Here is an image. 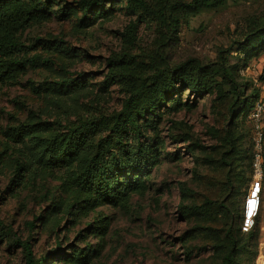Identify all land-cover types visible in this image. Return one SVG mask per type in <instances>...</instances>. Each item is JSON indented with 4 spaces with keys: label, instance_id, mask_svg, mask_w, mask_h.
<instances>
[{
    "label": "rangeland",
    "instance_id": "rangeland-1",
    "mask_svg": "<svg viewBox=\"0 0 264 264\" xmlns=\"http://www.w3.org/2000/svg\"><path fill=\"white\" fill-rule=\"evenodd\" d=\"M26 1L46 3L44 20L20 34L28 55L53 57L74 72L69 75L59 66L42 64L24 70L15 83L0 84V215L18 236L30 238L36 258L55 251L60 243L62 248L48 264H219L215 244L223 233L209 228L233 219L239 244L245 245L239 251L240 264H264V208L253 227L256 238L238 231L248 187L244 176L249 170L246 147L251 133L244 114L247 107L232 117V95L226 89L201 99L183 90L158 115L150 116L149 123L142 122L153 165L139 177L141 188L129 191L123 202L104 199L87 208L86 195L74 183L78 158H59L49 173L34 171L41 165L42 149L28 139L20 144L10 141L4 135L6 127L31 121L33 111L58 120L75 119L89 105L120 109L123 92L116 84H104L106 59L122 51L154 52L161 40L150 22L136 23L133 43L123 37L121 33L136 18L126 15L121 0L107 4L105 15L94 13L83 21L74 8L61 17L62 3ZM254 19L264 21V0L229 1L182 24L162 51L171 64H177L192 58L214 61L219 49L233 48L229 61L237 66L239 81L247 84L244 95L251 102L264 78V52H252L244 60L235 49ZM46 41L61 44L77 56L53 52L43 46ZM64 77L77 79L84 87L70 93L62 85ZM129 145L133 148L136 142L130 139ZM223 153L231 161L235 179L228 197L222 191L227 170ZM18 161L26 164L22 180L15 172ZM203 197L223 201L234 215L220 207L217 215L203 219L188 210L201 204ZM0 264H25L21 247L0 239Z\"/></svg>",
    "mask_w": 264,
    "mask_h": 264
},
{
    "label": "trees",
    "instance_id": "trees-1",
    "mask_svg": "<svg viewBox=\"0 0 264 264\" xmlns=\"http://www.w3.org/2000/svg\"><path fill=\"white\" fill-rule=\"evenodd\" d=\"M45 1L62 3L58 11L61 17L69 15L72 8L76 9L81 13L80 19L83 21L94 13L105 15L106 5L119 0ZM121 1L124 2L126 15L136 18V22H131L127 30L121 33L122 36L133 43L136 39V23L150 22L156 25L161 43L151 53L122 51L113 53L106 59L104 84H116L123 92L124 99L120 109L108 111L99 105H89L85 106V112L75 119L65 117L58 120H49L33 111L31 121L9 125L4 133L12 142L26 143L28 139L42 149L39 159L41 165L34 169L36 173L52 172V168L57 167L59 158H78L74 183L76 189L86 195L87 208L96 207L104 199L123 202L129 191L141 188L143 182L139 177L144 176L153 165L148 146L150 140L146 139V129L142 122L149 123L150 116L158 115L163 107L168 106L170 100H177L183 90H187L188 96L193 99H201L214 90L224 92L226 89L227 93L232 95L230 115L234 117L236 111L244 106L247 107L244 113L246 120L248 111L258 96V89L251 102L249 97L244 95L247 84L239 81L237 66L229 61L233 48L219 49L218 58L214 61L204 62L192 58L177 64H171L162 51L166 43L177 37L182 24L188 23L192 17L217 10L235 0ZM45 4L26 0H0V84L15 83L24 70L42 64L56 65L64 73L74 74L53 57L39 53L28 55L29 47L20 34L31 24L44 20ZM37 40L40 41L39 38ZM42 44L62 56H77L61 44L53 46L47 41ZM236 46L235 51L243 54L244 60H247L252 52H264V21L254 19L242 39L236 42ZM62 85L70 93L84 87L77 79L66 77L62 80ZM247 125L250 133V123ZM248 137L246 153L249 170L244 176L247 180L252 164L251 134ZM130 139L136 142L133 148L129 145ZM226 153L222 156V164L227 168L222 181V191L228 197L235 187V179L231 161L227 159ZM25 166V161H18L15 166L16 175L21 180ZM220 207H224L226 213L233 214L223 201L206 197H203L201 204L190 206L188 210L204 219L212 217L211 214L217 215ZM259 219L260 217L256 222ZM30 225L32 227V223ZM241 225L242 216L239 233H244L250 239L257 237L258 231L253 229L254 226L250 231L244 232ZM209 230L223 233L222 239L215 244V248L220 252L219 264H240L239 251L245 248V245L239 244L235 220L231 219L219 228L210 227ZM0 239L21 247L25 264H48L54 253L62 248L58 243L55 251L36 258L30 238L22 239L18 236L12 225L6 223L1 215Z\"/></svg>",
    "mask_w": 264,
    "mask_h": 264
},
{
    "label": "built area",
    "instance_id": "built-area-1",
    "mask_svg": "<svg viewBox=\"0 0 264 264\" xmlns=\"http://www.w3.org/2000/svg\"><path fill=\"white\" fill-rule=\"evenodd\" d=\"M258 96L248 111L252 164L242 210V231L248 232L264 208V78L257 83Z\"/></svg>",
    "mask_w": 264,
    "mask_h": 264
}]
</instances>
